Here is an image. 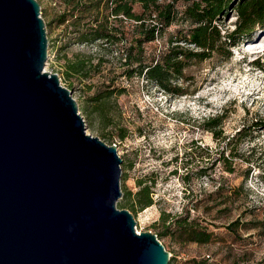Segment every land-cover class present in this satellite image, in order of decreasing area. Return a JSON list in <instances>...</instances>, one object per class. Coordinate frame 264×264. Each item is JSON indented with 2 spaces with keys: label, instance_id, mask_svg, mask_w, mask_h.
<instances>
[{
  "label": "rangeland",
  "instance_id": "obj_1",
  "mask_svg": "<svg viewBox=\"0 0 264 264\" xmlns=\"http://www.w3.org/2000/svg\"><path fill=\"white\" fill-rule=\"evenodd\" d=\"M36 1L47 38L43 69L55 73L59 84L71 91L85 132L115 145L121 159L120 190L134 191L139 179L151 181L153 203L141 211H129L137 233H153L151 223L161 212L178 215L186 211L216 237L206 244L183 245L161 237L159 241L172 256L171 264L190 258H205L213 264H264V230L239 229L241 239H237L223 227L241 211L250 210L260 218L259 207L264 206V27H256L248 38L230 47L227 60L214 54L192 62L184 73L190 78L189 90L195 91L168 98L141 77L120 75L122 50L135 21L121 17L124 38L115 44H79L72 42L68 22L56 25L52 21L67 12L68 0ZM175 8L181 10L179 1ZM133 10L137 12L138 6ZM234 18L229 11L218 23L220 29H231ZM186 27L182 22L170 24L144 44L145 51L163 48L175 29ZM261 47L259 54L256 51ZM77 55L90 56L93 67L87 77H66L64 62ZM254 61L263 69L255 67ZM105 85L124 91L104 101L103 112L98 114L86 97ZM220 113L224 117L217 136L216 131L200 126L203 119ZM103 116L109 118L110 126L105 127ZM118 129L125 132L122 140L116 136ZM238 130L242 133L237 134ZM116 207L127 209L121 197Z\"/></svg>",
  "mask_w": 264,
  "mask_h": 264
},
{
  "label": "water",
  "instance_id": "obj_2",
  "mask_svg": "<svg viewBox=\"0 0 264 264\" xmlns=\"http://www.w3.org/2000/svg\"><path fill=\"white\" fill-rule=\"evenodd\" d=\"M47 56L38 2L0 0V264H167L116 207L115 145L85 132Z\"/></svg>",
  "mask_w": 264,
  "mask_h": 264
},
{
  "label": "trees",
  "instance_id": "obj_3",
  "mask_svg": "<svg viewBox=\"0 0 264 264\" xmlns=\"http://www.w3.org/2000/svg\"><path fill=\"white\" fill-rule=\"evenodd\" d=\"M178 1L182 6L179 11L175 8ZM68 5L67 12L59 14L52 21L56 25L68 22L72 42L79 44H115L124 38L119 15L135 21L130 40L122 50L123 61L120 65L123 68L120 75L127 79L141 77L168 98L195 91L194 88L189 90L190 78L184 73L192 62L204 61L214 54L227 60L230 57V47L248 38L256 27H264V0H68ZM134 5L139 8L137 12L133 10ZM229 11L234 13L233 26L229 30L220 29L218 23ZM174 22L186 23L187 27L184 30L175 29V33L168 36L163 48L156 52H146L144 44L153 41L155 35ZM252 63L263 69L257 61ZM90 67H93L90 56L77 55L73 60H65L63 74L66 77H87ZM123 91V87L105 85L88 95L87 103L94 108L93 112L102 114L104 101ZM223 115L224 113H220L207 117L200 126L205 130L216 131L217 136ZM103 118L105 127L110 126L109 118ZM241 133L242 130L237 131V134ZM116 136L122 140L125 137L124 130L118 129ZM182 178L186 179L185 175ZM135 186L134 191L121 190L125 207L134 212L153 203L151 181L139 179ZM217 191L218 188L214 192ZM259 208L260 218H256V213L250 210L241 211L236 218L223 226L224 229L237 239H241L237 234L239 229H256V233L264 230V206ZM247 216L251 218L241 220ZM151 227L158 240L168 237L178 245L206 244L214 241L216 237V233L202 226L195 218H190L186 211L178 215L161 212L158 219L151 223ZM171 261L172 256L168 258L167 264H171ZM182 264L213 263L207 262L205 258H190Z\"/></svg>",
  "mask_w": 264,
  "mask_h": 264
},
{
  "label": "bare ground",
  "instance_id": "obj_4",
  "mask_svg": "<svg viewBox=\"0 0 264 264\" xmlns=\"http://www.w3.org/2000/svg\"><path fill=\"white\" fill-rule=\"evenodd\" d=\"M263 34V32L258 36V38ZM250 51V50H249ZM258 51H260L262 53V47L261 49H259ZM264 51V50H263ZM255 52V51H254Z\"/></svg>",
  "mask_w": 264,
  "mask_h": 264
},
{
  "label": "built area",
  "instance_id": "obj_5",
  "mask_svg": "<svg viewBox=\"0 0 264 264\" xmlns=\"http://www.w3.org/2000/svg\"><path fill=\"white\" fill-rule=\"evenodd\" d=\"M119 17H123V16L119 15Z\"/></svg>",
  "mask_w": 264,
  "mask_h": 264
},
{
  "label": "clouds",
  "instance_id": "obj_6",
  "mask_svg": "<svg viewBox=\"0 0 264 264\" xmlns=\"http://www.w3.org/2000/svg\"><path fill=\"white\" fill-rule=\"evenodd\" d=\"M256 67V66H255ZM258 68V67H257ZM258 69H260V68H258Z\"/></svg>",
  "mask_w": 264,
  "mask_h": 264
}]
</instances>
